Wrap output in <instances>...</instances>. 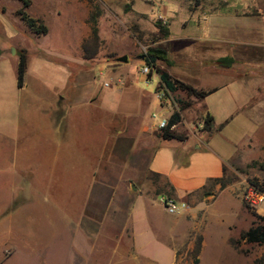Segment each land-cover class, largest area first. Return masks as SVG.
<instances>
[{"label":"rangeland","instance_id":"obj_1","mask_svg":"<svg viewBox=\"0 0 264 264\" xmlns=\"http://www.w3.org/2000/svg\"><path fill=\"white\" fill-rule=\"evenodd\" d=\"M29 1L25 12L42 21L48 32L35 34L36 38L28 36L17 13L23 8L22 0H0L5 35L21 33L29 48L43 46L55 59L68 54L77 65L68 64L71 78L60 137L52 135L50 141L37 134L43 141L36 147L21 148L20 160L29 155L28 162L21 165L17 163L22 161L15 164V147L0 148V220L6 214L3 202L13 188L18 193L11 208L27 205L32 189L41 205L33 204L29 212L36 213V224L42 223V240L3 264H254L256 259L260 260L256 264H264V242L240 238L249 227L264 226V200L252 210L242 199L252 181L264 186V114L235 115L210 134L202 130V102L183 90H164L159 98L156 72L149 70L153 76L147 82L140 72L147 50L162 45L173 62L157 60L156 64L170 72L175 66L177 72H184L179 76L186 82L204 88L203 64L187 54L203 47L198 38L202 17L220 8L241 10L246 0ZM92 15H96L99 36L97 53L92 59L81 60L75 43L90 38ZM159 25L166 29L165 36H161ZM178 36L185 38L177 40ZM92 45L88 43L90 48ZM16 54H3L0 110L4 113L0 115L14 110L16 103L31 108L39 100L30 91L17 90L20 86L16 83L14 89L9 88V80H17L16 67L15 73L12 69ZM123 56L126 61L120 60ZM189 64L192 68H186ZM235 70L239 77L244 76L243 69ZM227 74L235 73L227 69ZM254 85L248 86L252 97L248 103L264 109V83L259 93ZM174 111L181 116L175 133L187 137L194 132L203 142L214 135L212 145L225 156V164L222 180L201 190L212 191L205 203L194 204L185 198L190 209L171 215L157 201L159 194L166 193L160 189L162 180L149 171V162L161 139L158 120L168 121ZM188 144L195 146L191 141ZM19 174L23 179L12 180ZM223 189L218 201L206 209ZM177 216L194 228H189L182 243L170 245L168 229L177 223ZM203 231L205 244L200 261L195 263L194 245L198 237L203 240Z\"/></svg>","mask_w":264,"mask_h":264},{"label":"crops","instance_id":"obj_2","mask_svg":"<svg viewBox=\"0 0 264 264\" xmlns=\"http://www.w3.org/2000/svg\"><path fill=\"white\" fill-rule=\"evenodd\" d=\"M105 1L110 3L114 0ZM242 2L244 3V1ZM0 8L2 9L0 10V71L5 58L3 54L5 52L10 54L14 51L18 54V58L13 60L12 69L15 73L16 67L17 73L19 54L23 51L26 55L25 79L22 86L16 88L20 91L32 92L30 94L33 95L34 93L39 99L36 105L34 104L35 107L30 108L24 103H16L13 105L14 110L10 109L5 115H0V148L3 145L15 147V164L22 161L17 163V165H21V163L28 162L27 158L29 157V155L21 156L20 160V151L23 155L21 148L36 147L40 141H43L37 139V134L43 136L46 140H50L49 138L52 135L53 137H57V135L60 137L62 124L66 117L64 102L68 93L69 79L71 78L68 64L70 63V66H72L77 65V63L71 61L68 54L55 59L43 46H34L35 49L29 48L27 43L21 39V33L5 35L2 2H0ZM201 26V34L198 35V38L203 47L202 49L199 47V49L187 51V54L193 61L199 60L200 66L203 64L204 69H202L206 71V77L201 83L205 87L197 88L191 82H186L179 76L184 72H181V70L180 73L177 72L175 66L172 67V72L169 69L161 68L170 75H178L174 78L184 81L194 88L211 91L202 99L195 98L202 102L204 114L209 113L212 115L215 125L224 122L227 124L229 120L239 114L248 117L263 115L264 109L259 105L250 107L248 101L252 97H250L251 90L248 86L250 83L255 84L254 86L258 85L253 89L259 93L260 84L263 85L264 83V0H246L245 6L241 10L220 8L206 12L202 17ZM24 32L28 36L38 37L27 26ZM182 38L185 37L178 36L176 39L180 40ZM75 45L79 58L81 60L86 59L83 55L81 41L77 40ZM167 54L170 55L169 50H167ZM221 59H228L232 63L229 67L221 66L219 64ZM171 61L173 62V59ZM216 63L218 66L214 65ZM196 64L194 67L200 69V66ZM186 68H192V65L189 64ZM235 68L243 69L242 75L244 76L239 77V72ZM227 69L233 70L235 74L228 75ZM244 69H250V72H245ZM112 73L115 76V72ZM141 75L146 82L153 76L152 74H148V76ZM245 76L248 77L244 78ZM15 83L17 84L16 79L9 80V88L14 89ZM3 87L4 80L0 79V99L4 96ZM217 100H221V102L217 104ZM2 110H0V113H4ZM31 119H33L32 122ZM38 119H42L43 122ZM175 125L171 127L172 131H174ZM191 133L181 140L161 137L150 159L149 171L160 175L170 183L171 196L177 199L186 198L193 201L194 204L196 202L202 204L205 203L206 198L212 191L203 192L201 189L207 186L209 180L222 176L225 156L212 145L214 135L208 141L203 142L201 135ZM189 141L195 146H190ZM54 143L58 144L59 142ZM20 172H22L21 169ZM19 179H23L20 174L12 180ZM215 187L217 188L216 185ZM17 190L13 188L6 195L10 198L3 202L6 207L4 208L6 214H3L0 220V264L14 257L15 253L25 254L26 251L35 246L37 240H42L41 229H39L42 223L36 224L34 218L36 213L34 216L33 212H29L33 204L39 202L41 205V202L37 200V194L35 190L30 189L28 195L32 198L27 200V205L11 208L14 203L13 196L18 193ZM223 192L224 189L217 193L209 201V204H206V209L214 205ZM39 215L41 216V213ZM176 218L177 223L171 227L169 226L168 229V233L172 238L169 244L170 242L182 243L189 228L193 227L192 223L183 221L182 216ZM202 235L201 249L205 244L204 231ZM132 238L131 229V240ZM172 247L176 259L175 247ZM154 261L156 262V260Z\"/></svg>","mask_w":264,"mask_h":264},{"label":"trees","instance_id":"obj_3","mask_svg":"<svg viewBox=\"0 0 264 264\" xmlns=\"http://www.w3.org/2000/svg\"><path fill=\"white\" fill-rule=\"evenodd\" d=\"M88 1H91V0H88ZM22 3H23V8L19 9L17 11V13L19 14L20 18L23 20L25 25L34 34H37V35L45 34L47 32V26L42 21H40L38 18L32 17L29 14H27L24 10V8L29 6L30 1L29 0H22ZM95 18H96V15H92L91 19H89V23L91 24V26H90V38L88 40L83 41V43H82V50H83L84 57L86 59H92L95 56V54L97 53L99 36H98V29H97V26L95 23V21H96ZM158 28H159V32H160L161 36H165L167 34V31L164 27L159 25ZM89 42L93 44L92 48H90L88 46ZM157 60H162V61H165L167 64H171V61L167 56L166 49L162 45H159L156 47H150L145 54V62L150 67V69H153L157 73V75L159 77V86L162 89H164L166 91H170V92H174L176 90H183L187 94L193 95L197 99H202L207 94H209L211 92V91H205V90H200V89L194 88L190 84H188L184 81H181L177 78L172 77L166 70L162 69L161 67H159L156 64ZM231 63L232 62L228 61V59L227 60L221 59L219 61V64L221 66H224V67H229L231 65ZM25 68H26V55L23 51H21L19 54V62H18V66H17V84H18V86H22V84H23V76L25 73ZM183 107H185V104H183ZM180 119H181L180 113L178 111H174L170 115L166 126L161 129L160 136L162 138H166V139H171V138L180 139V140L183 139V137L181 135L172 131V128H171L173 125L177 124L180 121ZM225 124H226V122L220 123L219 125H215L213 122L212 115H210L209 113H206L203 115L202 130L205 132H208L210 134L216 133ZM156 176H158V178L161 179L163 182V186H161V188H160L161 191H164L167 195L171 196L172 190H171L170 183L165 178L161 177L160 175L156 174ZM221 180H222V176L219 178H214V179L209 180L208 184H211V185H212V183L216 184ZM250 184L255 185L262 192H264V186L263 185L258 184L256 181H252V183H250ZM220 185H221V187L225 186V183H221ZM205 187H203V189ZM240 238L243 239L245 242H249V243L250 242L262 243V242H264V226H262V225L251 226L246 231H243L240 234ZM231 243H233V241H231ZM201 246H202V237L200 236V237H198V239L196 240L195 245H194V252L193 253L196 256L195 260H194L195 263L199 262L198 255L200 254ZM258 262H260L259 259L254 260V264H256Z\"/></svg>","mask_w":264,"mask_h":264},{"label":"built area","instance_id":"obj_4","mask_svg":"<svg viewBox=\"0 0 264 264\" xmlns=\"http://www.w3.org/2000/svg\"><path fill=\"white\" fill-rule=\"evenodd\" d=\"M150 67L145 64L140 68V72L143 75L149 74ZM105 86H108V82H105ZM166 91V90H165ZM164 96V89L161 88L158 93V97L162 98ZM158 127L164 128L167 124L165 118L158 120ZM242 199L246 206L252 210H256L262 201L264 200V192H262L258 187L253 184H248L243 193ZM158 203L166 210L167 213L171 215L181 214L190 209L189 204L183 199H177L173 196L167 194H159L157 197Z\"/></svg>","mask_w":264,"mask_h":264},{"label":"water","instance_id":"obj_5","mask_svg":"<svg viewBox=\"0 0 264 264\" xmlns=\"http://www.w3.org/2000/svg\"><path fill=\"white\" fill-rule=\"evenodd\" d=\"M120 60H122V61H126L127 58H126L125 56H123V57L120 58Z\"/></svg>","mask_w":264,"mask_h":264}]
</instances>
